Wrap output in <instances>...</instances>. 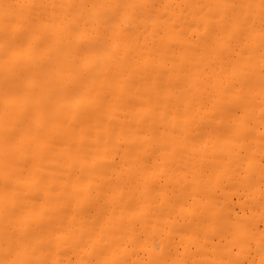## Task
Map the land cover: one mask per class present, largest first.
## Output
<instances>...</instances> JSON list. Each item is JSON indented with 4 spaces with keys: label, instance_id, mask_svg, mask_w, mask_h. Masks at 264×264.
<instances>
[{
    "label": "bare ground",
    "instance_id": "bare-ground-1",
    "mask_svg": "<svg viewBox=\"0 0 264 264\" xmlns=\"http://www.w3.org/2000/svg\"><path fill=\"white\" fill-rule=\"evenodd\" d=\"M0 264H264V0H0Z\"/></svg>",
    "mask_w": 264,
    "mask_h": 264
}]
</instances>
